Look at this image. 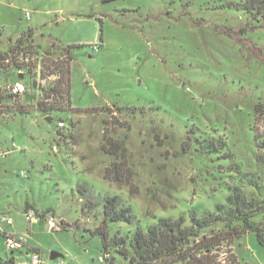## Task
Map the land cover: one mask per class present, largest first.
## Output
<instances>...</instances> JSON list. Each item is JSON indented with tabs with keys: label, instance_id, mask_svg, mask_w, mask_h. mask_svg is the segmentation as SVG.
I'll use <instances>...</instances> for the list:
<instances>
[{
	"label": "rangeland",
	"instance_id": "obj_1",
	"mask_svg": "<svg viewBox=\"0 0 264 264\" xmlns=\"http://www.w3.org/2000/svg\"><path fill=\"white\" fill-rule=\"evenodd\" d=\"M243 2L0 0V48L30 30L42 60L64 61L70 70L68 99L39 92L48 88L41 76L0 108V147L9 150L0 153V209L9 207L14 221L0 233L7 226L25 235L39 246L40 264H55L52 251L66 264H128L113 239L128 243L137 228L161 218L184 215L191 226L190 209L216 216L231 209L236 193L249 200V222L264 227V115L254 110L264 102V60L221 32L247 22ZM244 37L264 48V28ZM54 39L76 45L69 58ZM212 141L222 151L211 152ZM113 196L129 208L130 221H108L105 254L93 231ZM25 200L53 208L70 226L29 222ZM233 215L201 230L199 237L212 238L209 253H188L202 264H264V246L242 214ZM20 250L17 263L27 264ZM196 262L173 256L152 264Z\"/></svg>",
	"mask_w": 264,
	"mask_h": 264
},
{
	"label": "trees",
	"instance_id": "obj_2",
	"mask_svg": "<svg viewBox=\"0 0 264 264\" xmlns=\"http://www.w3.org/2000/svg\"><path fill=\"white\" fill-rule=\"evenodd\" d=\"M102 3H108L115 0H100ZM242 9L248 14L249 19L245 24H239L233 27H222L221 32H224L230 37H234L238 42L247 46V49L251 51L252 54H255L259 59L264 60V48L262 46H255L248 38L244 35L248 32L255 31L259 28H264V0H244L242 4ZM255 21V23H254ZM30 35V30H27L26 36L22 34L10 42L8 47L3 48L0 52V58L5 59L11 54V62L13 60V55L19 52L21 49L25 48L34 53H38L39 48L34 44L33 38ZM55 46L60 48L67 58L70 57L71 51L76 45H67L62 46L58 43V40L54 39ZM2 65V64H1ZM7 65V64H6ZM3 65V78L0 86V108L6 109L5 100L12 99L16 101L22 96L26 95L30 89L33 88V85L29 81L24 82L27 85V90L19 96H13L5 89L2 88V85L8 81H19L20 74L15 75L12 73V69L19 68V66L14 65L9 67V64L6 66ZM43 69L41 70L42 77L47 73H54L58 76L53 81V85L48 83V88L40 87L39 92L45 95H53L61 97L65 95L68 99L70 93V70L68 63L64 61L53 62L51 58L45 57L42 60ZM28 72L24 74V77L30 73L31 69L27 70ZM18 78V79H17ZM62 85H65V91L62 90ZM55 95H54V93ZM38 109L43 111L45 106L39 104ZM254 110L256 114L264 115V102H258L255 104ZM264 121V117L262 116ZM189 139V138H187ZM204 140V139H203ZM198 143H203L202 141L197 140ZM213 142V141H212ZM209 143L211 152L222 151L221 146L223 144H215L214 142ZM85 187L83 185L78 186V191L83 194ZM119 198L113 196L106 198L103 207V220L100 225L94 229V233H97L101 239L102 252L107 253L109 247L108 243V232L106 229L108 221L111 222H129L130 214L129 208L119 207ZM81 201V200H80ZM249 200H244V198L236 193L232 197H229L228 204L231 209L221 210L218 215L211 216V214L204 213L199 215L195 208L189 210V217L191 219V226L185 225L184 215H180L178 218H161L158 220L156 225L149 226L145 231L140 228H137L132 236L130 242L127 243L125 238L120 237L119 239H113L112 243L118 245L117 253L123 258L128 260V264H152L156 261H162L166 257L177 256L180 260L192 261L196 260V264H202L201 258L196 257L193 253L189 254V250L194 248V251L203 250L206 253L211 251L213 242L211 237L200 236L201 230L215 225L219 222H228L231 216L233 217V211L237 214H242V223L245 224L246 228H249L255 235L256 240L259 244L264 246V227L258 225L253 226L249 222V218L246 217V208ZM85 205L83 203V211ZM28 209H33L39 218H45L46 215L52 214L53 209L51 207H46L43 211L37 210L35 207L30 206L28 203H25L23 211ZM220 210L221 208L218 207ZM234 209V210H232ZM232 210V212H231ZM244 215V216H243ZM250 216V214H249ZM69 223L65 222L62 219L58 221L57 228H68ZM240 232L236 230V236ZM198 238V240H196ZM194 239V240H193ZM190 240H193V244L190 245ZM37 251V249H36ZM39 251V250H38ZM205 255V254H204ZM0 264H14L12 257H8L6 260L0 256ZM107 264H115L112 262V259Z\"/></svg>",
	"mask_w": 264,
	"mask_h": 264
},
{
	"label": "built area",
	"instance_id": "obj_3",
	"mask_svg": "<svg viewBox=\"0 0 264 264\" xmlns=\"http://www.w3.org/2000/svg\"><path fill=\"white\" fill-rule=\"evenodd\" d=\"M25 18L29 20L30 18V12L25 11L24 12ZM96 48V46H94ZM2 49H0L1 52ZM38 51V53H34L33 51H29L25 48L21 49L18 53L16 52L13 55V60L11 62V54L8 55L5 59L0 58V86L1 81L3 78V65H8L9 67H13L14 65L19 66V68L12 69V73L15 75L20 74L21 77L19 78V81H8L5 82L4 85H2V88L7 91V93L13 95V96H19L22 95L27 90V85L22 81L21 79L24 77V74H26L28 69H31L30 73L35 75L32 78L31 84L34 83L35 79L36 81H40L41 78V70L43 69L42 66V52ZM2 64V65H1ZM6 65V66H7ZM44 80L49 83L52 80H55L58 78V76L54 73H47L43 76ZM39 86V84H38ZM58 125L61 127L63 126L62 122H59ZM14 145V144H13ZM23 175V172H22ZM25 176V175H24ZM24 215L26 216V219L29 222L37 221L39 219L37 213L33 209H28L24 211ZM48 224L49 229L53 230L58 227V221L55 219L54 215L48 214L44 218ZM13 220L8 215H5L3 213H0V224H5L7 226L12 225ZM4 245L7 251L14 252L16 250L21 249L26 242V238L24 236H12L10 234H5L4 236ZM41 263V255L37 251H31L29 253V260L27 264H40ZM55 264H66L63 260L58 259Z\"/></svg>",
	"mask_w": 264,
	"mask_h": 264
},
{
	"label": "crops",
	"instance_id": "obj_4",
	"mask_svg": "<svg viewBox=\"0 0 264 264\" xmlns=\"http://www.w3.org/2000/svg\"><path fill=\"white\" fill-rule=\"evenodd\" d=\"M29 29H32V28H29ZM8 40V44L10 43V42H12V39L11 38H8L7 39ZM59 41V40H58ZM59 43H60V41H59ZM61 44V43H60ZM73 43H71V44H68V45H72ZM75 44V43H74ZM62 46H63V44H61ZM6 47H8V45L7 46H5V47H1L0 49H3V48H6ZM21 76V75H20ZM2 151H6L5 153H8L9 152V150L8 149H6V150H4V149H1V147H0V153H2L3 155H5V153H3ZM25 203H28L30 206H33V207H35L37 210H39V211H41V210H44L45 208H37L33 203H31L30 201H28V200H25L24 201V204ZM23 204V205H24ZM53 209V208H52ZM10 209H9V207H1V209H0V213H3V214H5V215H8L9 217H11L12 218V216L10 215ZM23 213H24V211H23ZM53 215H54V217H55V211H54V209H53ZM40 219V218H39ZM38 219V220H39ZM55 219H56V217H55ZM57 219H62V220H64L65 222H67L63 217H58ZM12 220H13V218H12ZM38 220L37 221H33L34 223H37L38 222ZM13 223H14V221H13ZM13 223H12V225H13ZM12 225L10 226V227H12ZM0 226H1V224H0ZM10 227H5L4 229L6 230V232L8 233V234H10V235H13V236H18V235H21L22 233H18V232H15V231H12L11 229H10ZM1 230V229H0ZM1 234V236L3 237V235H2V233H0ZM25 238H26V236L25 235H23ZM3 239H4V237H3ZM23 249H24V252H25V254H27V257H28V260H29V253L31 252V251H36V249H37V252H39L40 253V255H42V252L40 251V249H39V246H37V245H35V244H33V243H30L29 241H28V239H27V242H26V244L22 247ZM21 248V249H22ZM39 250V251H38ZM16 251H22V250H16ZM16 251H14V252H16ZM0 256L3 258V260H6L7 258V256L8 257H12L13 258V260H14V264H18L17 263V259H16V255L15 254H13V252H7V250L5 251V253H4V256H2L1 254H0ZM42 258V257H41ZM58 259L60 258V257H57ZM57 258H55V259H57ZM57 259V260H58ZM54 260V259H53ZM57 260H56V262H57ZM55 262V263H56Z\"/></svg>",
	"mask_w": 264,
	"mask_h": 264
},
{
	"label": "water",
	"instance_id": "obj_5",
	"mask_svg": "<svg viewBox=\"0 0 264 264\" xmlns=\"http://www.w3.org/2000/svg\"><path fill=\"white\" fill-rule=\"evenodd\" d=\"M21 77V76H20ZM61 254L59 252H56V251H52L51 254H50V259H55L57 257H60Z\"/></svg>",
	"mask_w": 264,
	"mask_h": 264
}]
</instances>
